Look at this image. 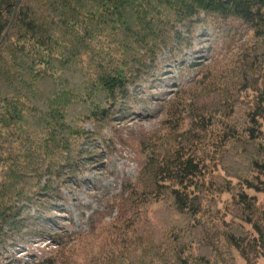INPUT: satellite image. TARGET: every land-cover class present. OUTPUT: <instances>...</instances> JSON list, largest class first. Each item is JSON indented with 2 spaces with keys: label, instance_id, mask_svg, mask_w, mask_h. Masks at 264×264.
<instances>
[{
  "label": "trees",
  "instance_id": "16d2710c",
  "mask_svg": "<svg viewBox=\"0 0 264 264\" xmlns=\"http://www.w3.org/2000/svg\"><path fill=\"white\" fill-rule=\"evenodd\" d=\"M18 1L0 0V236L204 15L239 26L163 102L115 217L37 264H264V0Z\"/></svg>",
  "mask_w": 264,
  "mask_h": 264
},
{
  "label": "rangeland",
  "instance_id": "374dc122",
  "mask_svg": "<svg viewBox=\"0 0 264 264\" xmlns=\"http://www.w3.org/2000/svg\"><path fill=\"white\" fill-rule=\"evenodd\" d=\"M197 20L194 29L180 28L187 46L176 41L173 50H164L141 81L128 87L105 128L98 131L85 125L89 134L81 144L80 156L65 173L58 174L55 184L39 198V207L19 206V233L0 236V264H37L58 245L70 246L92 226L115 217L113 201L124 183L137 176L142 163L141 142L162 128L163 102L176 87L193 79L196 65L210 64L219 56L223 31L239 26L204 15ZM250 194L264 204L263 193Z\"/></svg>",
  "mask_w": 264,
  "mask_h": 264
},
{
  "label": "water",
  "instance_id": "95a60500",
  "mask_svg": "<svg viewBox=\"0 0 264 264\" xmlns=\"http://www.w3.org/2000/svg\"><path fill=\"white\" fill-rule=\"evenodd\" d=\"M19 4H20V0H19L18 3H17V7L19 6ZM17 7H16V8H17ZM3 40H4V39H3Z\"/></svg>",
  "mask_w": 264,
  "mask_h": 264
}]
</instances>
